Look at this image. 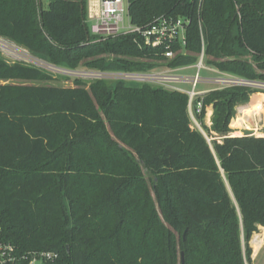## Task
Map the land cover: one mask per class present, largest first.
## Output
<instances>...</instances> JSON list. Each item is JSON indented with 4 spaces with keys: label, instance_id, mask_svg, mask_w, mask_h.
Masks as SVG:
<instances>
[{
    "label": "trees",
    "instance_id": "obj_1",
    "mask_svg": "<svg viewBox=\"0 0 264 264\" xmlns=\"http://www.w3.org/2000/svg\"><path fill=\"white\" fill-rule=\"evenodd\" d=\"M87 15L88 0H0V37L55 67L101 72L192 66L203 50L221 73L264 84V0H127L133 27L187 21L169 59L168 44L135 33L91 36ZM51 77L0 53V81L20 82L0 84V228L18 254L57 255L45 264L251 263L249 241L264 227V127L234 137L229 125L264 90L193 99L215 134L209 144L191 127L185 93L63 76L73 87L25 83Z\"/></svg>",
    "mask_w": 264,
    "mask_h": 264
},
{
    "label": "built area",
    "instance_id": "obj_2",
    "mask_svg": "<svg viewBox=\"0 0 264 264\" xmlns=\"http://www.w3.org/2000/svg\"><path fill=\"white\" fill-rule=\"evenodd\" d=\"M124 5L122 0H90L88 4L87 25L91 36L104 39L108 36L118 34L135 33L144 39L147 46L156 48L163 44L166 46L164 56L172 58L173 52L169 49V44L180 42L184 45L185 26L187 21L184 19H166L159 18L151 23L147 28L140 29L131 27L123 32L124 27ZM12 42L0 37V51L17 50ZM19 48V47H18ZM43 62V61H41ZM45 71L54 76H63L68 78H77L85 81L108 80L113 82H128L136 84H152L155 83L159 87L171 91L185 93L188 96V112L190 113L193 99L198 95L204 94L211 90H220L232 86H244L250 88H262L264 84L258 82H249L232 75L224 74L217 69L211 70L216 76L211 79H202L198 76L199 70L204 67V53L201 51L196 64L194 65L197 72L192 77H182L175 75L178 69L164 68L150 72H101L79 67L77 69L58 68L46 62ZM44 70V69H43ZM211 85L214 88L196 90L198 85ZM183 86H189V89ZM201 103L197 102L192 109L195 114L201 111ZM57 258L55 253L40 252L18 254L14 245L5 240L0 228V264H45Z\"/></svg>",
    "mask_w": 264,
    "mask_h": 264
},
{
    "label": "rangeland",
    "instance_id": "obj_3",
    "mask_svg": "<svg viewBox=\"0 0 264 264\" xmlns=\"http://www.w3.org/2000/svg\"><path fill=\"white\" fill-rule=\"evenodd\" d=\"M122 1H123L124 9H125V12H124V27H125V29L123 31V32H125L129 28H131L132 26L130 25L129 20H128V16H127V0H122ZM43 3L46 5V0H43ZM0 53L8 62H22L24 64L35 66L37 68L45 70L46 65L43 62H41V60H39L36 57L32 56L26 50H24V49H22L20 47L19 48L17 47V50H10V51L3 50V51H0ZM175 54L176 53L173 52V55H175ZM110 58H112V57H110ZM203 64H204L205 68H202V69L199 70L198 76L200 78H202V79L214 78L216 75L211 70H214L215 68L212 65H209L206 61H204ZM196 72H197L196 67L194 65H192V66L182 67V68L178 69L177 71H175L174 73H175V75L182 76V77H192V76H194L196 74ZM107 81L113 82V81H110V79H108ZM18 83H20V82L19 81H8V82L0 81V84H18ZM25 83L26 84H33V85L57 86V87H63V88L73 87V83L70 80L59 78V77H56V76H53V75H52L51 79L48 80V81H40V82L35 81V82H25ZM150 86L159 87L155 83L150 84ZM183 87L186 88V89L190 88L189 86H183ZM210 88H214V86L201 85L200 84V85H198L196 90L199 91V90L210 89ZM255 89L263 90L260 87L255 88ZM256 94H262V93H256ZM253 95H251V96H253ZM193 108H194V106L192 105L190 113L188 112L189 113V117H190V121H191V125H192L191 127L192 128H196L199 131L201 130L202 134L206 138L207 142L209 144H211V142L213 141V139L215 137V134L211 133V132L207 133V132L203 131L201 125L198 123V121H197V119L195 117V113L192 110ZM237 108H239V107H237ZM237 108L235 109L234 117L230 121V125H232L233 127L240 126V127H238V129H236L237 131H235V132H238V134H240V136H234V137H241V136H243V135H245L247 133H249L251 135H258L257 132H258L259 128L262 125V119L259 117V112H257L258 116L254 115L253 113L246 114V113L240 111L242 109H240L238 111ZM242 113H244V114L242 115ZM211 114H212V106H209V107H207L205 109V115H204V119H203V125L206 126L207 128L211 127V122H210ZM236 116L238 118L244 119V121L246 122V125H248V128H247L246 125L240 124L241 123L240 120H238L239 121L238 123L236 121H234L237 118ZM246 118H247V120H246ZM232 120H233V122H232ZM234 123H237V124H234ZM231 134H234L233 131H232ZM256 239H257V237H256ZM257 241H259V240L257 239ZM252 245L254 247V250L257 251V249L261 245V242L257 246H255L253 243H252ZM263 253H264V248L262 249V252H261L260 255H262Z\"/></svg>",
    "mask_w": 264,
    "mask_h": 264
},
{
    "label": "crops",
    "instance_id": "obj_4",
    "mask_svg": "<svg viewBox=\"0 0 264 264\" xmlns=\"http://www.w3.org/2000/svg\"><path fill=\"white\" fill-rule=\"evenodd\" d=\"M89 1L90 0H88V4H89ZM256 96H262V98H263L262 103H260L256 99ZM258 105L260 107L258 109L259 111H257V112H259V117L262 119V110H263V107H264V95L263 94H254L253 96L250 97L249 102L246 105L239 106V108H237V110L238 109L239 110L242 109V107L245 108V109H249V108H252V107H255V106L258 107ZM257 114L258 113H255L254 115H257ZM235 120H237V118ZM240 122H241L240 124L246 125V122L244 121V119L242 121H240ZM234 124H237V123H234ZM230 126H231L230 128L232 129V131L234 133V134H231V136H240V134H238V132H235V131H237L236 129H238V127H240V126H238V127H233L232 125H230ZM246 126L248 128V125H246ZM263 127H264V115H263V119H262V125H261V127L259 128V130L257 132L258 135L262 134ZM256 237L259 240L258 244L261 242V245L257 249V251L254 250V247L252 245V243H253L254 239H256ZM257 245H255V246H257ZM249 246H250V248L252 250L251 263L250 264H264V253L262 255H260L261 252H262V249L264 248V227L258 226L257 232L252 235V237H251V239L249 241Z\"/></svg>",
    "mask_w": 264,
    "mask_h": 264
},
{
    "label": "bare ground",
    "instance_id": "obj_5",
    "mask_svg": "<svg viewBox=\"0 0 264 264\" xmlns=\"http://www.w3.org/2000/svg\"><path fill=\"white\" fill-rule=\"evenodd\" d=\"M256 99H257L260 103H262V101H263L262 96H256ZM259 107H260V106L258 105V107L255 106V107H252V108H249V109L242 108V110H240V111H241V112H244V113H246V114H250V113L255 114V113H257ZM238 111H239V109H238ZM244 113H242V115H243ZM251 115H252V114H251ZM238 120L242 121L243 119L237 117V120H234V121H236V122L238 123V122H239ZM246 120H247V118H246ZM251 122H252V121H251ZM253 244L257 245V244H258V241H257L256 239H254ZM259 244H260V243H259Z\"/></svg>",
    "mask_w": 264,
    "mask_h": 264
},
{
    "label": "water",
    "instance_id": "obj_6",
    "mask_svg": "<svg viewBox=\"0 0 264 264\" xmlns=\"http://www.w3.org/2000/svg\"><path fill=\"white\" fill-rule=\"evenodd\" d=\"M200 132L202 133V131H201V130H200ZM182 260H183V259H182V254H181V262H182Z\"/></svg>",
    "mask_w": 264,
    "mask_h": 264
}]
</instances>
